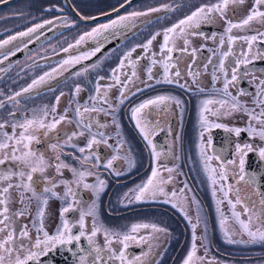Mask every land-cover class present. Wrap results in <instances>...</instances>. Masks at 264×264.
Wrapping results in <instances>:
<instances>
[{
    "label": "flooded vegetation",
    "instance_id": "af4514ba",
    "mask_svg": "<svg viewBox=\"0 0 264 264\" xmlns=\"http://www.w3.org/2000/svg\"><path fill=\"white\" fill-rule=\"evenodd\" d=\"M127 1L70 0L76 11L84 18H92L109 13ZM142 1L144 0H140L137 3ZM210 1L213 2V0H193V4L188 7V10L177 14L176 19L173 21H163L162 26L151 27L149 25L158 19H170L167 16L169 13L167 10L160 12L158 15L149 13L148 15L136 17L128 28L118 29L115 34L110 30L105 33L106 39L101 38L99 42L86 38L78 46L75 43L76 41L67 44L49 59L47 72H51L53 68H58L61 62L69 57L80 56L92 51L98 46V43L100 51H102L105 47L126 37L133 31L97 61L92 62V59L100 51L90 59L82 60L75 65L65 66L62 74L56 75L55 79L48 81L47 84L32 92L16 96L15 100H11L8 103L11 108H2L0 123H4L5 127L3 129L10 135L13 134L11 126L13 123L20 124L23 123L25 118H32L34 110L37 114L40 113L42 108H34L32 104L24 107L23 104L25 103H22V101L39 94L44 88L47 89L46 102L49 109V115L45 122L51 123L66 112L67 118L61 121L55 129L33 128L29 132L30 135L39 140V143L34 140L30 147L37 154L42 153L48 165L43 172L33 174L34 183L32 184L37 194L46 197L48 201L47 205L44 206L43 231H46L49 235H55L57 228L62 227V221L67 220L72 229V234L78 235L81 231L79 226L81 212L87 213L93 202H95V217L85 215L83 231L87 236L90 235L94 223L97 226H101V231L92 238L91 245L85 237H82L79 243L74 242L71 245H65V249L62 251H55L59 244L49 242L46 245L48 251L40 254L36 260L30 263L46 264V262L43 263L41 260L48 256H54L52 261L47 264H82L80 256L84 255V253L80 252V249L83 248L87 252L98 247L101 259L97 260L96 264H121L119 260L109 259L112 252L108 250L103 230L107 229L111 233L124 234L130 233L131 226L134 224L149 223L156 224L158 227L165 229V231L152 235L151 250H149L147 244L139 239L140 237H146L150 229H141L137 233H130L137 237V239L127 242L128 247L125 249V255L130 260H134L135 257H141L143 264H183L192 248V225L196 224V255L202 258L197 261V264H264V241L257 240L252 242L250 237L241 231L240 226L231 218L227 199L224 198L223 192L220 191V184L222 183L224 190L228 191V199L235 201L237 198H241L243 205H237V211L241 212L240 218L247 222L249 216H251V230L264 231V210H262L264 206L261 205V200H264V189L259 188L257 181V176L262 175L264 172V158L259 155L260 149H264V139H261L256 134L250 135L248 131L249 123L257 132L264 129V125L256 120H251L250 116L242 108L225 115V112L229 111L227 106L220 110L218 116L205 113L211 123H219L224 125V127H211L208 130H204L200 121L201 102L203 100L226 99L222 93H217L214 89L223 88L224 77L219 71V60L221 54L229 49L228 36H258V33H264V22L252 21L244 29L234 28L231 33H226L227 24L225 19H221L218 14L213 13L208 23H204L200 28L195 29L196 32L202 33V35L190 37L189 49H197L195 57L189 54H182L180 51L172 53L173 60L169 61V64L175 66L170 67L169 75L178 83L164 82V69L162 64L159 63L166 56V53L162 54L160 52L163 32L201 5H208ZM135 4L127 7L114 17L85 24L92 25L87 27L62 26L60 22L63 20L60 18L50 23V26L41 33L36 32L30 38L23 37L14 41L12 44L7 45L3 51L6 54L12 51H20L46 32H48L47 42L55 41L65 32L73 30L79 31V39L84 33L91 32L92 29L102 24H109L121 16H127L131 13L129 9ZM252 7V3L248 6L247 2L239 4L240 21L246 17ZM245 8L248 11L244 12ZM237 10L238 7L237 9L235 7L232 8V17L238 14ZM260 10L264 11V5L260 6ZM242 12L244 13L242 14ZM224 15L226 20H228V9ZM219 20H222L221 26L215 24ZM146 21L147 23H143ZM134 27L135 29L133 30ZM156 33H161V35L152 41L147 52L142 47H136V50L132 52L130 59L132 61L138 60V62L135 65L136 76L131 77L133 69L129 65L128 59H125V54L136 45L146 43ZM221 36L225 40L224 46L219 44ZM212 37H215V39ZM69 45H72V47L69 48ZM17 47L20 50H17ZM175 47L176 49H182L184 47L183 41L177 40ZM230 47L233 55L225 60V70L229 73V79L231 78L232 68L235 66V60L237 58L243 59L239 54L246 52L248 45L244 40L238 39ZM64 49H68V51H64ZM252 57L255 58L253 59ZM249 58L251 63L241 66L238 74L239 79L229 86L228 91L232 96L238 98L241 105L247 107L250 111H254L255 114H259L262 106L256 102V97L260 90L259 81L264 80V37L258 36L257 41L252 46ZM122 59H124V67L120 69V80L124 82L131 77V83H128L127 87L123 89V96L120 95L122 90L120 85L107 89L108 103H105L100 96H103L107 85L114 83L112 70L118 67ZM152 59H155L157 63L152 64ZM21 60L23 58L5 67H0V80L6 79L7 73L13 70L6 71L5 69L8 66L16 65ZM205 65H207V68H205ZM78 66L81 67L72 74L62 77ZM86 68L88 71L84 72ZM149 68L152 70L151 78L148 73ZM177 70L181 72V77L174 76ZM190 71L199 73L195 81L192 76L188 75ZM214 71L216 76L219 77L215 82L212 78ZM82 72L84 73L83 75H77V73ZM99 77H104V79H99ZM97 83L101 86V93L93 101L90 97L97 95L95 92ZM76 85H80L81 90L79 93L75 91ZM181 85H184V87H181ZM200 88H203L204 91H199ZM241 90H244L243 94H241ZM17 92H21V90H12L10 97L15 96ZM61 93H63L62 96ZM57 96H60L59 103L56 101ZM157 96L174 97L180 101V104L178 106L173 100L167 102L166 105L159 107L150 105L142 110L138 118L142 125L147 124L149 126L152 140V146H150L143 139L137 127V120L133 118V110L145 101L154 99ZM261 99H264V97H261ZM121 100H123L122 103L120 102ZM53 106L56 107L55 113L50 111ZM78 106L81 107V111H83L84 106L89 108L95 106L104 110L84 113L83 119L85 123L93 125L92 132L104 133L103 137H96L101 143L93 145L91 150L86 148L84 153H80L78 149L86 147L87 141L91 138L88 131L85 130L83 136L78 135L68 141V137L72 133H78L82 130L77 125L79 117L76 116L75 109ZM210 107L215 110L219 106L211 105ZM10 113H14V115L6 118L5 116ZM101 125L104 126L101 127ZM235 128L241 130L239 136L234 131L227 130ZM21 131L22 129L17 127L15 135L19 137ZM202 131L203 137H201ZM104 140H107L106 144L103 143ZM55 144L63 148L59 147L54 153L52 145ZM246 144L251 148V151L244 148L243 153H246V155L237 151V145H241L243 148ZM153 146L155 152L159 154L158 157L153 155ZM201 146H203L206 155L212 157L211 165L217 169L218 173L220 164H225L228 179L218 182L215 186V196H213V185L208 178L204 160L201 157ZM17 147L20 151L24 150L23 144ZM115 149H119V151ZM17 154L19 155L20 153L18 152ZM57 155L67 165V167L62 168L61 175H59L55 167ZM96 155L100 157V166L93 167L96 164L94 158ZM85 156L92 158L84 161L83 158ZM114 156L118 158L112 160ZM124 157H128V159L126 160ZM216 157H220V159L218 160ZM242 157L244 159L243 172H241L239 164ZM108 160H112L111 168L104 166ZM128 160L132 161L131 166ZM229 161H235V163H228ZM73 168L77 172H91L92 175H86L83 181L77 184L76 180L78 177L71 171ZM167 168H173L174 171L169 173L166 171ZM153 169H157L159 172L157 180L169 181V177H171L170 182L162 185L164 192L169 195L157 194L154 198L150 197L130 203L128 198L133 195L131 190L136 189L138 185L146 183L152 176ZM18 170L16 163L11 160H7L5 164L0 165V172ZM24 171L27 173L28 170L24 169ZM241 175L245 177V180L254 177V183L246 185L243 180L239 179ZM97 178L104 181L103 190L98 195L94 193L93 189L84 187V184L95 185ZM24 179L26 181V176ZM35 181H38V183ZM65 181L67 186L72 189L74 195L70 194L65 197ZM10 182L15 185L21 181L19 177L14 176ZM7 183L9 181L0 182V187L6 186ZM52 185H56V187L51 189L52 192L56 193L55 196L51 192L44 191L46 187L51 188ZM229 187L231 188L230 191ZM172 192H176L177 196L172 197ZM22 196L23 203L20 202ZM218 200L223 201L219 208L228 217L225 227L233 241L231 243L228 242L224 232L221 230V216L217 210ZM174 204L179 206L174 207ZM69 205H71L70 210L61 217L62 207H68ZM244 205L249 207L250 211L248 213H243L242 207ZM253 206L256 208L255 213L251 212ZM7 207L13 221L10 227L17 234V242L23 239L25 247L30 248L38 236L41 240L44 239L43 232L37 231L40 227V218L37 215L38 201L32 197L31 191H25L23 188L10 189V199ZM181 207L183 210H181ZM198 209L199 222L196 219ZM20 210H25V214L23 216L15 215ZM55 212L59 216L57 220ZM257 219L259 222H257ZM24 226H27L28 237L21 238L18 234ZM120 238L114 236L111 245L117 255L119 254L118 250L123 248V245L119 242ZM41 247H45V245L42 244ZM32 250L40 251L39 249ZM73 253H76V255ZM146 253L147 256L145 258ZM91 260L92 258L89 257L84 264H91ZM136 264H140V261H137Z\"/></svg>",
    "mask_w": 264,
    "mask_h": 264
},
{
    "label": "snow or ice",
    "instance_id": "6c2138e0",
    "mask_svg": "<svg viewBox=\"0 0 264 264\" xmlns=\"http://www.w3.org/2000/svg\"><path fill=\"white\" fill-rule=\"evenodd\" d=\"M6 2V0H5ZM245 3V0H217L216 3L210 4V5H201L200 7L196 8L194 11H192L189 15L185 16L183 19H180L177 23L173 24L171 27L167 28L163 32V42L160 46V52L162 54L166 53V56L164 59H162L159 63L162 64L163 69H164V82L167 83H174L178 81H174L170 75H169V69L170 67H174L175 65H170L169 61L173 60L172 53L174 51H180L182 54H189L193 57H195L197 49L191 48L189 49V44H190V37L193 35H202V33H198L195 31V29L200 28V26L204 23H208L210 20V17H212L213 13H216L220 16L221 19H225V22L227 24V27L225 28L226 33H231L234 28H239V29H244L247 26L250 25L252 21H261L264 22V11L260 10V6L264 5V0H254L253 7L249 10V13L244 17L241 21L234 23L230 20H226L225 18V11L229 8V6H232L233 8L238 5V4H243ZM161 10H167V11H173L174 9L169 6V5H163L162 8H149L146 12H132L128 14L127 16H121L117 20L112 21L109 24H102L97 28L92 29L91 32H86L83 35L79 37L78 40H76V45H80L85 41L86 38L94 39L99 42L101 38L106 39L105 33H108L110 30H112L113 34H115V31L121 28H128L129 24L134 21L136 17L139 16H144L148 15L149 13L152 12H157ZM52 21H45V24H50ZM44 27V24H37L32 28H29L27 31L20 32L15 36H10L6 40L0 41V56L3 57V59H0V63H3L4 60L8 59L9 55H15V52L12 51L10 53H5L3 50L6 48L7 45L12 44L14 41H17L23 37H31L33 33H36L38 29H41ZM161 35V33H156L151 36L150 39L147 40L146 43L144 44H138L135 47H133L130 51H128L125 54V59H128L129 65L132 67V72H131V77L136 76V71H135V65L138 62L137 61H132L130 59L132 52L136 50V47H142L145 52H147L152 44V41L157 38V36ZM258 36L264 37V33H258ZM258 36H245V37H234L229 35L228 36V45L229 49L221 54V58L219 60V71L223 74L224 77V82H223V88L222 89H214L215 92L217 93H222L226 99H206L203 100L202 107H201V113H200V121H201V126L204 128V130H208L211 127H224V125H221L219 123H211L208 120V117L205 115V113H209L212 116H218L220 113L221 109H224L226 106L229 109L228 112H225V115L231 114V112H235L240 110L241 108L245 113H247L250 116L251 120H256L258 123L264 125V99H261V97H264V80L259 81L260 85V90L257 94L256 97V102L260 104L261 107V112L259 114H255L254 111H250L247 107L241 105L240 101L236 96H232L231 93L228 91L229 86L234 82L239 79V73H240V68L241 66H246L247 64L251 63V59L249 58V54L251 53L252 46L253 44L257 41ZM215 39V37H212ZM244 40L247 45H248V50L246 52H241L239 56L243 57V59L237 58L235 60V66L232 68L231 71V78L229 79V73L225 70V60L233 55L232 50H231V45L236 41V40ZM177 40H182L184 47L182 49H176L175 44ZM219 44L220 46H224L225 40L223 36L220 37L219 39ZM26 46V45H25ZM72 45H69V48H71ZM17 50H20L17 47ZM64 51H68V49H64ZM100 51L99 43L96 48H94L92 51L88 53H84L80 56H75V57H69L68 59H65L61 62L60 66L58 68H53L51 72H45L43 75H40L39 77L33 79L30 84H28L26 87H24L21 92L15 93V96L9 97V100H15L16 96H20L22 93H28L32 92L35 89H38L40 86L45 85L48 83V81L55 79L56 75L62 74V70L65 68L67 65H75L80 63L82 60L90 59L92 56L96 55L97 52ZM253 59L255 57H252ZM139 59V58H138ZM152 64H156L157 61L155 59H152ZM211 62V61H210ZM124 67V59L120 61V64L116 69L112 70V79L114 81L113 84L107 85L106 90L103 94V96H100L101 93V86L99 83H97L95 87V92L96 96L90 97L93 101L97 99L98 96L105 102L108 103V98H107V89L115 86V85H120L121 86V92L120 95L123 96L124 92L123 89L127 87L128 83H131V77L128 78V80L122 82L120 80V69ZM205 68H207V65H205ZM88 69H84V72H87ZM151 68L148 69L149 76L151 78ZM84 73H77V75H83ZM245 74H247L245 72ZM127 75V74H125ZM188 75L193 77V80L195 81L197 77L199 76V73H193L189 72ZM175 77H181V72L177 70L174 73ZM213 81L215 82L216 80L219 79V77L216 76L215 71L213 72ZM99 79H104V77H99ZM181 87H184V85H181ZM81 90L80 85H76L75 91L76 93H79ZM199 91L203 92L204 89L200 88ZM244 90H241V94H243ZM63 93H61V96ZM60 96L56 97L57 103H59ZM175 100V103L179 106L180 101L176 100L174 97L170 96H157L154 99H150L145 101L144 103L140 104L137 108L133 110V118L137 120V127L139 128L143 139L148 143V145L152 146V140L150 138V130L149 126L147 124L142 125L140 119L138 118L140 113L142 112L143 109L148 108L150 105H155L156 107H159L161 105H166L167 102ZM121 103L123 100L120 101ZM211 105H218L219 107L213 110L210 106ZM3 102H0V108H2ZM111 107V105H109ZM52 113L56 112V107L53 106L50 110ZM67 111V110H66ZM99 111H104L103 109L96 108L95 106L89 108L87 106L83 107V111H81V107H77L75 109L76 116L79 117L77 120V125L80 127L82 130L78 133H72L71 136L68 137V141H71L73 137L75 136H83L84 131H88L91 135V138L87 141L86 147H80L78 151L80 153H84L86 151V148L91 150L93 148V145L101 143V141L97 140L96 137L100 136L103 137L104 133L98 132V133H93L92 132V127L93 125L91 123H85L83 117L84 113H89V112H99ZM10 115H14V113H10ZM49 115V109L47 106H45L43 109L40 110V113L37 114L36 111H33V116L32 118H25L23 123L16 124L13 123L11 126L13 128V134H9L7 132H0V165L5 164V161L11 160L16 163L17 168L19 169L18 171H8V172H0V182L3 181H9L6 186L0 187V264H30L31 261H34L37 259V257L42 254L46 253L48 251L46 245L49 242H52L54 244H59V245H71L74 242L79 243L82 237H85L88 241L89 244H92V238L95 237L100 231H101V226H97L95 223L93 225V228L91 230L90 235L86 236V233L83 231L85 227L84 223V217L85 215L93 216L95 217V202L89 207V210L87 213L81 212L80 216V221H79V226L81 231L79 232L78 235H73L72 234V229L69 226V223L67 220L62 221V227L57 228V232L55 235H49L46 231H43V215H44V206L47 205V198L42 197L37 194L35 189L32 187V184L34 183L33 181V174L37 172H43L45 168L48 166L47 162L44 158V155L37 154V152L30 147L32 142L35 140L37 143H39V140H37L36 137L32 136L29 134L30 130L33 128L36 129H55L58 124H60L61 121L65 120L66 117V112L63 115H60L59 119H54L51 123H46L47 116ZM104 125H101L103 127ZM5 127L4 123H0V129H3ZM19 127L22 129V131L19 134V137L15 135V129ZM228 131H234L237 136L240 135V129L235 128V129H227ZM248 131L249 134H256L261 137V139H264V129L260 130L257 132L255 128L251 126V123H249L248 126ZM201 137H203V131L201 132ZM103 143H107V140H104ZM209 143H211L209 141ZM23 144V151H20V149L17 147L18 145ZM52 147L55 149L58 147V145H52ZM237 151H240L243 153L244 148H247L249 151H251V148L249 145H244L243 148L241 145H237ZM9 149H10V154H9ZM116 151H119V149H115ZM20 153L19 155L17 153ZM246 155V153H243ZM153 155L158 157L159 154L155 152L154 146H153ZM260 157L264 158V149H260L259 151ZM201 157L204 160V167L205 171L208 173V178L211 181V184L213 185V196L216 195V185L218 182L221 181H226L228 179L226 170H225V164L221 163L220 164V171L219 173L217 172V169L215 167H212L211 165V156H207L205 151L203 150V146H201ZM92 157L85 156L83 159L84 161H87ZM96 164L93 165V167H98L100 157L96 155L95 157ZM118 157L114 156L112 160L117 159ZM126 160L128 157H124ZM218 160L220 157H216ZM57 159L59 160V155H57ZM112 160H108L107 163L104 165L107 168L112 167ZM129 165H132V161L128 160ZM228 163H235V161H229ZM240 164V169L241 172H243L244 168V159L243 157L239 161ZM57 171L59 172L61 168L67 167V165L60 163L55 165ZM24 169H27V173L24 171ZM73 174L78 177L76 180V183L79 184L80 182L83 181L84 177L86 175H92L91 172H85V171H80L77 172L76 169H71ZM166 171L169 173H172L174 171L173 168H167ZM119 174V173H117ZM19 177L20 178V183H16L15 185L11 183L10 181L12 180L13 177ZM25 176H26V181H25ZM159 176V172L157 169H153L152 171V176L147 180L146 183L142 185H138L136 189L131 190L133 195L129 197V202L133 201H140L142 199L150 198V197H155L157 194L159 195H164L168 196V193L164 192V189L162 185L164 183L170 182L171 177H169V181H164V180H157V177ZM240 180H243L246 185H250L254 183V177H250L249 179L245 180V177L243 175L240 176ZM38 183V181H35ZM65 197L68 195H74L72 192V189L67 186V182L65 181ZM56 187V185H52L51 188L46 187L44 189L45 192H51L53 196L56 195V193L52 192L51 189ZM85 188H91L93 189L94 193L97 195L99 194L100 191L103 190L104 187V181L99 180L97 178V183L95 185H89V184H84ZM21 189L23 188L25 191H31L32 192V197L35 198L38 201V212L37 215L40 218V227L37 229L38 232H43V237L44 239L41 240L40 237L38 236L35 240V243L31 245V247H25L24 240L20 239L19 242H17L16 239V233L14 229H12L10 226L13 224V221L11 219V215L9 212V208L7 207V203L10 199V189ZM231 188L229 187V191ZM220 191L223 192L224 198L227 199L230 211H231V218L240 226V229L243 233H246L252 242H255L257 240L264 241V231H252L250 228L251 222H252V217L249 216L248 221L245 222L242 220L241 217V212L237 211V205H243V200L241 198H237L235 201L228 199V191L224 190V185L221 183L220 184ZM239 191V189H237ZM172 197H176L177 193L172 192L171 193ZM127 197V194H126ZM21 203H23V196L21 197L20 200ZM195 203V201H193ZM223 203V201L218 200L217 201V210L220 212V226L221 230L224 232L225 237L228 239V242H233L230 238V234L225 227L228 217H226L223 212L220 210L219 205ZM261 205L264 206V200H261ZM174 207H177L179 205L174 204ZM71 208V205L68 207H62L61 209V217H63L64 213L68 212ZM181 210L183 208L181 207ZM264 210V209H262ZM243 213H248L250 211L249 207L244 205L242 207ZM251 212L255 213L256 208L253 206L251 208ZM25 214V210H20L18 211L15 215L17 216H23ZM197 222L200 220L199 216V209L197 210ZM257 222L259 220L257 219ZM197 227L196 224L192 225L193 228V244L191 251L188 253L187 258L184 260L183 264H197L198 260H201L202 258L197 257L196 252H197V247L195 244V240L197 239L195 235V228ZM145 229L149 230L150 232L146 237H140V241L147 244L149 247V250H151V239L152 235L154 233H159L165 231V229L158 227L156 224H149V223H141V224H134L131 226L130 233H137L139 230ZM104 236L106 240V245L108 246V250L112 252V255L109 257V259H116L121 262V264H136L137 261H140V264H143V259L141 257H135L134 260H130L126 255H125V249L128 247V241L129 240H135L137 237L131 235L130 233H111L109 230L104 229ZM6 233V234H5ZM19 237L24 238L28 237V231H27V226H24L22 230L19 231ZM121 237L119 242L123 245V248L118 250L119 254H116V251H113L111 248V245L113 243V237ZM45 245V247H41V245ZM32 249H39L40 251H33ZM71 251V249H69ZM80 252L84 253V255L80 256V260L82 264L88 260L89 257L92 258L91 264H96V261L101 259L100 257V250L98 247L93 248L91 251L85 252L83 248L80 249ZM76 255V253H73ZM147 256V253L145 254V258Z\"/></svg>",
    "mask_w": 264,
    "mask_h": 264
},
{
    "label": "rangeland",
    "instance_id": "374dc122",
    "mask_svg": "<svg viewBox=\"0 0 264 264\" xmlns=\"http://www.w3.org/2000/svg\"><path fill=\"white\" fill-rule=\"evenodd\" d=\"M3 1V0H2ZM193 0H144L132 6L129 11L132 12H146L149 8H162L163 5H169L174 10L168 11V15L170 17L166 19H158L149 26H160L163 21H173L176 19L177 14H180L184 10H188V7L192 6ZM217 0L210 1L208 5L216 3ZM247 2V6L250 3H254L253 0H245ZM78 4V3H77ZM82 5V4H80ZM176 7V8H175ZM237 15L232 17L231 10L232 6L228 8V20L237 23L240 21L239 19V4L235 6L237 9ZM248 11L245 8L244 12ZM160 12H165V10L152 12V15H158ZM242 12V14L244 13ZM65 15V16H64ZM148 17V16H145ZM62 19V26H75V27H87L92 25L80 24L76 20H74L73 16L68 12L66 5L63 0H21L17 4L12 5L5 10L0 11V41L8 39L10 36H15L20 32L27 31L29 28L34 27L37 24H45V21H55ZM173 18V19H172ZM234 18V19H232ZM222 20L216 21L215 24L221 26ZM163 25V24H162ZM161 25V26H162ZM79 31H67L58 39L52 42L44 41L43 44L37 46L36 50H32L28 54H26L20 62L16 65H10L5 70L9 71L13 69L11 72H8V76L4 80H0V102H3V107L11 108L8 104L11 102L8 98L10 97V92L12 90L20 91L31 81L37 78L39 75L47 72L49 63V59L58 51L63 49L67 44L72 43L78 40ZM20 52L16 51L15 55ZM10 53V52H9ZM14 55H9L8 59L3 63H0L2 66L5 62L9 60ZM21 58V59H22ZM0 59H3L0 56ZM1 74V73H0ZM41 97V98H40ZM47 97V89L44 88L39 94H35L27 99L22 101L24 107H28L31 104L34 108H44L47 106L46 98ZM44 101V102H43ZM13 104V103H12ZM2 107V108H3ZM0 108V122H1V111ZM8 112V111H7ZM9 115V116H8ZM6 118L10 117V114L5 116ZM9 120V119H8ZM11 123V122H10ZM9 123V124H10ZM0 132H7L4 129H0ZM8 133V132H7ZM1 138V137H0ZM58 145V144H55ZM62 146L58 145L57 148L54 149V153L57 149ZM57 164L63 163L62 158L56 160ZM56 164V165H57ZM61 170L59 171V175H61ZM57 203V200H56ZM56 220L59 218L58 214H56ZM55 223V220H54Z\"/></svg>",
    "mask_w": 264,
    "mask_h": 264
},
{
    "label": "water",
    "instance_id": "95a60500",
    "mask_svg": "<svg viewBox=\"0 0 264 264\" xmlns=\"http://www.w3.org/2000/svg\"><path fill=\"white\" fill-rule=\"evenodd\" d=\"M20 0H6L0 2V10L5 9L17 2H19ZM66 8L68 9V11L70 12V14L73 16V18L83 24H91V23H95L97 21H102V20H106L109 19L111 17H114L115 15H117L119 12L123 11L124 9H126L127 7L137 3L140 0H128L127 2H125L123 5L119 6L117 9H115L114 11H111L109 13H105L102 15H99L97 17H92V18H84L82 15H80L76 9L73 7L72 3L70 2V0H63ZM143 23H147L143 22ZM142 23V24H143ZM50 26V24L44 25L43 28L38 29L37 33H40L42 31H44L45 29H47ZM135 29V27L133 28V30ZM133 32V31H132ZM131 32V33H132ZM131 33H129L127 36H129ZM126 36V37H127ZM124 37V38H126ZM48 38V32L44 33L43 35H41L39 38H37L36 40H34L32 43H30L27 47L23 48L20 52H18L16 55L12 56L11 58H9V60L7 62H5L2 66L0 67H5L19 59H21L22 57H24L26 54H28L29 52H31L34 48H36L37 46H39L40 44H42L46 39ZM122 38V39H124ZM122 39L113 42L112 44H110L109 46L105 47L102 51H100L93 59L92 62L97 61L98 59H100L106 52H108L113 46H115L118 42H120ZM81 66H78L76 68L71 69L70 71H68L64 76L65 77L67 75L72 74L74 71H76L78 68H80ZM264 167V164H263ZM257 181L259 184V188L264 189V172L262 173V175L257 176ZM63 249H65V245H59L57 246V248L55 249V251H62ZM54 258V256H48L44 259H42L41 261L43 263L46 262L50 263V261H52V259ZM54 263V262H51ZM32 264V263H30ZM55 264V263H54ZM73 264V263H72Z\"/></svg>",
    "mask_w": 264,
    "mask_h": 264
}]
</instances>
